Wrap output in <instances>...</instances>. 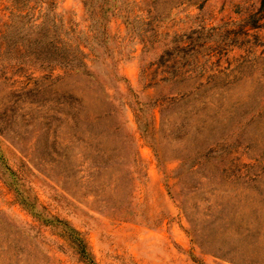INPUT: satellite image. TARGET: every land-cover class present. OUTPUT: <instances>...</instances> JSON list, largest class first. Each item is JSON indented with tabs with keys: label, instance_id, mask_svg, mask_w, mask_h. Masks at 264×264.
I'll return each instance as SVG.
<instances>
[{
	"label": "rangeland",
	"instance_id": "obj_1",
	"mask_svg": "<svg viewBox=\"0 0 264 264\" xmlns=\"http://www.w3.org/2000/svg\"><path fill=\"white\" fill-rule=\"evenodd\" d=\"M0 264H264V0H0Z\"/></svg>",
	"mask_w": 264,
	"mask_h": 264
},
{
	"label": "trees",
	"instance_id": "obj_2",
	"mask_svg": "<svg viewBox=\"0 0 264 264\" xmlns=\"http://www.w3.org/2000/svg\"><path fill=\"white\" fill-rule=\"evenodd\" d=\"M38 22H39V21H38ZM40 22H41V21H40ZM40 22H39V23H40ZM49 59H50V58H49ZM49 59L47 58L46 60H49Z\"/></svg>",
	"mask_w": 264,
	"mask_h": 264
}]
</instances>
